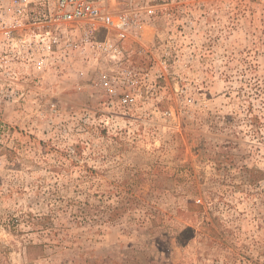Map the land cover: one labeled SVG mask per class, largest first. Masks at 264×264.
<instances>
[{"label": "rangeland", "instance_id": "1", "mask_svg": "<svg viewBox=\"0 0 264 264\" xmlns=\"http://www.w3.org/2000/svg\"><path fill=\"white\" fill-rule=\"evenodd\" d=\"M185 1L136 106L79 66L0 93V264H264V0Z\"/></svg>", "mask_w": 264, "mask_h": 264}, {"label": "built area", "instance_id": "2", "mask_svg": "<svg viewBox=\"0 0 264 264\" xmlns=\"http://www.w3.org/2000/svg\"><path fill=\"white\" fill-rule=\"evenodd\" d=\"M194 9L185 0H0V93L25 77L79 66V76L93 74L107 106H136L149 76H161L135 66L141 28L157 19L192 27Z\"/></svg>", "mask_w": 264, "mask_h": 264}]
</instances>
